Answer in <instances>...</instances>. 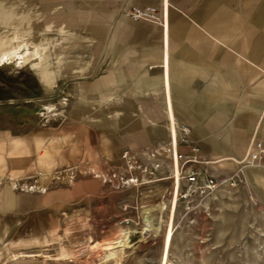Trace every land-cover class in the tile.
<instances>
[{"label": "crops", "instance_id": "crops-1", "mask_svg": "<svg viewBox=\"0 0 264 264\" xmlns=\"http://www.w3.org/2000/svg\"><path fill=\"white\" fill-rule=\"evenodd\" d=\"M109 1L124 17L115 18L114 48L98 52L97 72L68 82L61 98L56 83L0 88V218L23 227L97 199L109 207L104 231L124 230L140 219L144 186L173 188L175 153L195 155L186 167L220 180L203 199L226 190L228 201L264 212V166L240 163L264 141V0ZM133 7L156 8L157 21L131 19ZM12 21L0 15L1 24ZM48 98L56 104L44 113ZM125 150L145 165L138 183ZM174 200L172 189L160 210L172 216ZM142 214L140 234L157 222L150 207ZM122 217L131 223L118 224ZM132 231L109 249L132 246Z\"/></svg>", "mask_w": 264, "mask_h": 264}, {"label": "rangeland", "instance_id": "rangeland-1", "mask_svg": "<svg viewBox=\"0 0 264 264\" xmlns=\"http://www.w3.org/2000/svg\"><path fill=\"white\" fill-rule=\"evenodd\" d=\"M2 14L13 21L0 23V55L11 51L0 62V88L23 84L33 91L36 82L56 83L60 98L68 82L98 71V52L114 48L121 28L115 18L124 17L109 0H0ZM53 104L50 98L44 101L43 112L49 113ZM172 189L168 183L157 185L154 192L144 186L140 219L109 235L103 217L109 207L97 199L60 205L58 217L28 219L23 227L0 218V264H160L171 219L169 207L160 210V205L169 204ZM219 194L194 209L175 198L166 264H264V212L228 201L226 190ZM147 207L157 222L140 234L142 210ZM129 230L132 246L109 249ZM22 253L31 255L18 256Z\"/></svg>", "mask_w": 264, "mask_h": 264}, {"label": "built area", "instance_id": "built-area-1", "mask_svg": "<svg viewBox=\"0 0 264 264\" xmlns=\"http://www.w3.org/2000/svg\"><path fill=\"white\" fill-rule=\"evenodd\" d=\"M125 14L133 20H150L157 21V10L154 7H133L125 11ZM184 133L189 131L188 128H182ZM193 151H197L194 147ZM122 159L125 162L126 169L129 172L130 181L138 183L140 181L137 171L145 170V165L133 156L128 150L122 152ZM174 159L180 161V169L175 165L173 173V194L177 200H182L185 203L191 204V209L196 208L203 200L204 196L212 192L220 183V180L207 174L205 171H200L197 168L186 167L190 162H197L195 155H183L175 153ZM242 167H250L255 165L264 166V141L258 140L253 143V148H250L245 157L240 161ZM177 164V162H176ZM221 181H226L222 179ZM231 184L233 183L231 179ZM126 208V207H124ZM204 211L207 210L203 207ZM120 225H129L131 219L122 217L117 220Z\"/></svg>", "mask_w": 264, "mask_h": 264}, {"label": "bare ground", "instance_id": "bare-ground-1", "mask_svg": "<svg viewBox=\"0 0 264 264\" xmlns=\"http://www.w3.org/2000/svg\"><path fill=\"white\" fill-rule=\"evenodd\" d=\"M173 197H176V195L173 194ZM176 201V200H175ZM175 205V204H174ZM175 212V207L173 208V213L171 216L170 221V226L167 225L166 230H165V234H164V238H163V248H162V254H161V259H160V264H166L167 262V257H168V253H169V248L172 242V237H173V229H172V222H173V214Z\"/></svg>", "mask_w": 264, "mask_h": 264}]
</instances>
